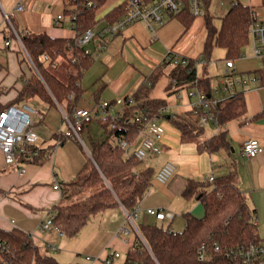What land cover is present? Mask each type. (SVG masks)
Masks as SVG:
<instances>
[{"label":"crops","instance_id":"1","mask_svg":"<svg viewBox=\"0 0 264 264\" xmlns=\"http://www.w3.org/2000/svg\"><path fill=\"white\" fill-rule=\"evenodd\" d=\"M234 1L230 0L229 9ZM237 1L253 9L264 6V0H252L251 4L248 0ZM121 2L107 0L97 13V24L93 29L109 24L107 13L121 5ZM19 4L24 10L17 9ZM204 4L206 15L212 17V0H205ZM229 9L222 11L217 19L212 17L217 28H220L222 18ZM66 10H72L70 0H0V54L2 51L8 52L4 63L0 56V112L12 106L23 111L25 106L38 109L34 120L40 135L31 147V153L28 156L18 155L14 164H7L0 150V229H18L31 235L42 252L53 256L61 264H103L112 253L120 254L114 262L126 257L135 240L133 233L139 230L136 224L129 221V213L123 206L92 216L73 238L66 234L60 236L54 230L41 233L39 228L44 220L55 214L57 206H66L67 202L63 200L65 184L74 181L91 156L92 122L97 121L102 126V117H119L124 112L126 98H134L140 93L152 100L165 102L162 116L156 117L165 128V135L160 143L162 152L151 156L137 168L138 172L147 169L153 171L152 185L137 207L138 222L155 220L147 215L146 210L149 208L173 213L172 220H165L166 224L169 222L171 225L176 221L175 212L183 213V216L190 213L196 218L204 217L203 204L197 199L183 196L186 180L205 181L211 176L218 178L235 171L238 186L247 196L249 207L256 210L258 234L264 244V151L256 158H249L242 151L243 144L250 139H256L264 146V57L246 52L247 55L243 53L239 60L233 61L232 71L236 77L248 73L257 76L258 83H248L218 93L213 91L215 99L209 101L210 107L212 103L217 104L237 91L243 92L245 114L224 125L210 122L204 126V133L198 139L183 142L174 120L191 116L192 111L198 112L196 106L201 90L197 87H170L167 72L172 66L165 67V64L170 62L169 55L194 62L202 58L207 37V16L195 17L189 30H185L181 21L172 15L163 27L154 26L152 30L145 23H136L120 34L98 39L91 44L93 52L101 41H105L106 49L97 55L84 73L81 82L84 92L76 103L78 108L90 110L94 117V121L82 132L88 139L85 141L82 137V143L65 137L68 127L63 107L49 106L37 97L19 100L24 85L21 78H30L35 68L16 40L12 27L17 32L31 36L46 34L52 38L73 39L71 19L66 16L70 11L66 13ZM6 15L10 22L6 20ZM59 15L63 16L61 21H58ZM201 18L204 22H196ZM6 41L11 42L9 47L5 46ZM225 55L224 49L215 47L211 59L215 61V56L223 61L224 73ZM159 69H165L166 73L152 84L150 78ZM196 69L198 76H209L206 68L200 70L196 64ZM222 77H218L217 83L211 82L213 90L217 87L221 89ZM103 102L111 104L108 111L102 109ZM221 133H225L228 147L213 153L198 150L199 141ZM142 137L139 133L133 140L126 151L127 156L141 147ZM166 161L176 164L177 174L169 184L161 185L156 182L155 176ZM56 184L60 188L56 189ZM122 228L128 229L129 233L122 234ZM131 234L133 236L130 239ZM88 257L93 259L88 260Z\"/></svg>","mask_w":264,"mask_h":264},{"label":"trees","instance_id":"2","mask_svg":"<svg viewBox=\"0 0 264 264\" xmlns=\"http://www.w3.org/2000/svg\"><path fill=\"white\" fill-rule=\"evenodd\" d=\"M89 1L94 2L92 8L86 7ZM106 2L107 0H70L72 10H66V13L70 11L72 15L75 12L78 29L85 31L96 26L97 13ZM125 11L124 4L115 7L107 13V22H117L124 16ZM174 17L181 21L185 30H189L195 20V16L188 11L175 14ZM255 19L254 9L237 0L222 18L220 28L214 25L212 17L207 16V37L202 58L211 60L213 49L219 47L226 51L225 62L239 60L250 43L249 29ZM18 33L35 68L30 78L22 76L24 85L19 93V100L37 97L49 106L63 107L65 113L71 117L84 92L81 82L84 73L92 64L90 57L82 56L73 39ZM72 49L79 56L75 62L68 56ZM46 55L49 62L44 59ZM61 59L68 63L67 80L61 79L54 72ZM169 65L172 66L167 72L170 87H197L206 94L208 101L215 99L212 78L198 76L193 60L186 66H173L169 62L165 67ZM165 73V69L155 71L150 78L151 83H156ZM143 95L137 93L133 105H129V97L126 98L123 114L109 119L108 122H102L106 138L92 141L91 156L87 163L74 181L65 184L63 200L67 204L57 206L53 218L54 224L67 237L77 236L92 216L110 208L123 206L129 214H133L151 187L153 171L147 169L138 172L141 161L132 154L127 156L118 142L123 139L131 144L139 136L133 120L137 114L162 116L161 110L165 102ZM245 112L244 93L237 91L217 104L212 103L208 109L200 107L197 113L192 111L191 116L174 120V124L181 132L182 141L190 142L204 133V127L200 124L204 116L213 114L217 124L224 125ZM228 145L225 133L197 143L200 152L208 153ZM183 196L200 201L205 209L204 217L196 218L186 213L185 229L182 232H175L171 223L166 224L165 220L156 217L154 221L145 219L138 222L137 219L135 224L140 235L134 231L135 240L125 261H113V264H242L241 260L232 255L235 250L248 247L252 243L263 244L258 234L256 210L249 207L247 196L238 186L235 171L215 178L213 182L188 179ZM202 245L209 251L205 261L199 260V249ZM215 246H220L222 252H214ZM1 258L10 264H61L53 256L42 252L31 235L18 229H0Z\"/></svg>","mask_w":264,"mask_h":264},{"label":"built area","instance_id":"3","mask_svg":"<svg viewBox=\"0 0 264 264\" xmlns=\"http://www.w3.org/2000/svg\"><path fill=\"white\" fill-rule=\"evenodd\" d=\"M205 0H122L120 4H124L126 11L124 16L114 23L103 25L99 29H87L85 31L78 29L77 14L73 12L71 15V26L75 32L73 37L75 47L79 49L80 53L84 57H90L93 62L94 57L99 55L102 50L106 49L105 41L98 43L96 51L93 52L91 44L98 39H104L107 36H114L124 32L129 26L136 23H145L151 29L154 26L163 27L168 19L175 14L188 11L195 17H205L206 11L204 8ZM94 6L93 1L87 3V8ZM18 10H24V7L19 4ZM6 20L10 22L9 16L6 15ZM63 19L62 15L58 16V21ZM16 39L25 50L19 33L12 27ZM153 30V29H152ZM250 40L253 46L254 55L256 57H264V20L256 19L251 23L249 29ZM11 42L6 41L5 46H10ZM26 55L33 65L27 51ZM94 53V54H93ZM68 56L75 62L79 56L74 53V49L68 53ZM44 59L49 62L50 59L46 55ZM168 60L173 66H186L191 60L188 58H179L168 56ZM201 60L195 62L199 65ZM202 62V61H201ZM34 66V65H33ZM234 69V62H226V70L221 81V88L223 91H229L236 86H243L248 83H258L259 78L257 76H250L248 73H242L238 77L234 75L232 71ZM214 91L218 92L219 88H215ZM199 103L196 108L209 107L206 94L199 91ZM70 97H73L71 95ZM128 104H134V98H128ZM102 109L108 111L111 108L109 102H103ZM25 111L20 110L14 106L7 108L0 112V150L4 154L5 162L7 164H14L17 161V156H28L31 153V147L35 144L39 138V131L34 120V117L38 115V109L25 106ZM64 120L67 124V131L65 132L66 138L78 140L83 143L81 133L91 124L94 117L90 110L85 108H76L73 115L70 117L63 112ZM111 116L107 115L102 117V122H108ZM134 122L137 125L139 133L143 135L141 147L134 150L132 155L141 162L147 161L151 156L159 155L162 152L160 143L165 135V128L158 123L156 117H150L146 114L140 113L134 117ZM214 123L217 125V119L213 114L204 116L201 120V126H206L208 123ZM120 146L128 151L131 144L123 139L118 141ZM243 154L249 158H256L264 151V146L256 139H250L243 144ZM177 174L176 164L172 161H166L157 171L155 180L161 185H167L171 182L174 176ZM214 177H209V181L213 182ZM56 189L60 188L59 184H56ZM147 215L156 217L159 220H172L174 214L171 212H164L158 209L149 208L146 210ZM138 209L128 215L129 221L135 225V221L138 219ZM56 231L60 236H64L65 232L54 224L53 215L44 220L39 228L41 233L49 231ZM172 231V230H170ZM121 233L128 234L129 230L122 228ZM214 252L221 253L220 246L214 247ZM233 253V252H231ZM230 253V254H231ZM234 258L241 260L242 264H264V244L252 243L250 246L235 250L232 254ZM209 251L205 245H202L199 249V260L205 261L208 259ZM120 257L119 253L110 254L103 262V264H113V261ZM92 257H88V260H92ZM0 264H10L5 261L4 258L0 259Z\"/></svg>","mask_w":264,"mask_h":264},{"label":"rangeland","instance_id":"4","mask_svg":"<svg viewBox=\"0 0 264 264\" xmlns=\"http://www.w3.org/2000/svg\"><path fill=\"white\" fill-rule=\"evenodd\" d=\"M118 1H120V0H118ZM251 1L252 0H248V3L251 4ZM255 1H257V0H255ZM229 7H230V0H212V6H211L210 13H211L212 17L217 19L220 17L222 11H224L225 9L228 10ZM254 11L256 12L257 17L264 18V6H262V7L256 6V9H254ZM66 16L69 18V20L71 19L70 14L66 15ZM197 21H203L204 22V19L203 18L197 19L196 22ZM74 35H75V32H74ZM246 52H248V53L254 52L251 42L243 51V53L247 55ZM7 55H8V52H6V51L1 52L0 56L2 57L3 63L7 59ZM96 58H97V56L95 57V59ZM213 58L215 59V61L204 60L203 58H201L200 60H202L203 63L200 61L199 69L202 70V68L203 69L206 68L207 73L212 78V82L217 83L218 79H219L218 77L224 76V72H223L224 71V65H223V61L220 60V58H216L215 56H213ZM67 64L68 63L65 59H61V60H59L58 68H56L54 70V72L57 73L59 75V77H61V79H63V80H67ZM30 73H31V71H30ZM164 122H169V121H164ZM92 124L94 125L93 126L94 131L92 133L93 140L105 139L106 138L105 137V131H104L103 127L100 125V123H98L97 121H94V122H92ZM81 135L85 141H88L87 135L84 136L83 133ZM143 163H145V161H143L141 164H143ZM202 211L204 212V207H203ZM175 213L177 215L176 221L172 224V227L175 230V232H182L185 229V219H184L183 213H180V212H175ZM150 221H154V219H151ZM168 223L169 222H167V224ZM138 234L140 235L139 232H138ZM132 236H133V234L130 235V239L132 238ZM125 258L126 257L123 256L120 260H117V262H124Z\"/></svg>","mask_w":264,"mask_h":264}]
</instances>
